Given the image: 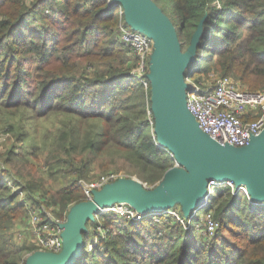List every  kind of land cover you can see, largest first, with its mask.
Returning a JSON list of instances; mask_svg holds the SVG:
<instances>
[{
    "label": "trees",
    "instance_id": "16d2710c",
    "mask_svg": "<svg viewBox=\"0 0 264 264\" xmlns=\"http://www.w3.org/2000/svg\"><path fill=\"white\" fill-rule=\"evenodd\" d=\"M154 1L176 26L182 50L203 18L192 75L215 70L264 87V0ZM119 18L106 0H0V113L55 119L40 144L33 136L29 148L0 154V264H24L37 249L14 237L17 220L35 210L28 203L49 208L38 211L45 218H65L86 199L79 181L94 165L107 170L108 156L151 185L175 163L152 131L150 82L133 72L138 58L118 38ZM28 135L17 139L23 144ZM27 155L64 184L47 187ZM18 160L21 167H8ZM246 199L217 188L208 205L219 221L211 237L169 215L154 221L98 213L86 223L80 264H264V204Z\"/></svg>",
    "mask_w": 264,
    "mask_h": 264
},
{
    "label": "water",
    "instance_id": "95a60500",
    "mask_svg": "<svg viewBox=\"0 0 264 264\" xmlns=\"http://www.w3.org/2000/svg\"><path fill=\"white\" fill-rule=\"evenodd\" d=\"M125 23L152 39L146 77L150 82L153 133L158 145L174 158L161 179L148 186L134 177H118L74 203L63 223L59 252L36 249L24 264H71L82 257L86 223L115 203L127 202L139 212L180 207L190 218L202 208L209 179L230 180L247 190V198L264 203V128L244 146L220 143L203 132L186 106L185 82L196 59L203 18L182 50L176 26L154 0H111Z\"/></svg>",
    "mask_w": 264,
    "mask_h": 264
},
{
    "label": "built area",
    "instance_id": "2783aa9c",
    "mask_svg": "<svg viewBox=\"0 0 264 264\" xmlns=\"http://www.w3.org/2000/svg\"><path fill=\"white\" fill-rule=\"evenodd\" d=\"M110 2L111 0H106L108 6H110ZM116 9L120 15L118 38L122 43L129 46L138 58V64L133 72L136 76L146 74L152 52V39L145 33L128 26L124 21L122 9L120 7ZM206 77H194L188 71L185 77V82L188 84L186 90L187 109L196 119L200 129L214 140L234 146L248 144L251 137L259 134L264 128V89L242 87L230 76L217 74L215 71H209ZM143 83L147 87V82L143 80ZM151 122L153 121L151 120ZM118 177H120L118 173L111 171L90 181L80 180V185L86 198H91L92 190L99 189L105 183ZM220 186L229 187L232 193L240 191L247 197L245 187L236 188L230 180L211 178L206 184V194L202 201L203 212L199 217L197 216L198 210L193 212L192 217H184L183 214H180L179 206L164 212H139L127 202L115 203L103 212L111 211L129 220H140L145 215H150L154 221H159L165 215H169L177 219L184 228L193 224L201 235L211 237L219 226V221L215 218L213 210L208 208V205ZM248 201L253 206L264 204L249 199ZM27 216L30 218L28 226L35 238L37 249L59 252L62 248L60 224L65 221L66 217L45 218L35 210H30ZM197 217L198 220L194 223L192 220ZM98 228L100 232H103L101 226ZM91 245L92 243L89 244V246Z\"/></svg>",
    "mask_w": 264,
    "mask_h": 264
},
{
    "label": "rangeland",
    "instance_id": "374dc122",
    "mask_svg": "<svg viewBox=\"0 0 264 264\" xmlns=\"http://www.w3.org/2000/svg\"><path fill=\"white\" fill-rule=\"evenodd\" d=\"M165 13L168 15L167 12H165ZM198 67H199V64L196 65L194 68L198 69ZM210 71H215V70H210ZM208 72H205V73L202 72L200 75L197 74L196 72H193V76L194 77H199V78L200 77L207 78L206 74ZM215 73L221 74L218 71H215ZM228 76H230L233 80H235L240 86L251 89L249 85L244 83L238 77H236V76H234L232 74H229ZM256 89H264V87H257ZM19 117H20V112L14 114L12 112L3 110L2 113H0V154L4 153L5 151H7L9 149H11L12 147H14L15 151H17V152H19V150L23 149L21 147L25 146V147L29 148L28 145L31 143L30 141L32 140L33 136L35 137V140L37 139L36 140L37 144H40L41 137L45 133V129L44 128L46 126L51 127L50 126L51 123H53L54 120H55L54 117L51 118L50 122L49 121L39 120L37 118L28 119V115L23 114L22 115V119L20 121ZM4 118H6V121H3ZM18 121H19V123H18ZM10 125H14V126H12V130L8 129V127H10ZM36 127H37V130H35ZM25 131L29 135H28V137L26 139L23 140V144H22V141H19L17 139V136L20 133L21 134L25 133ZM35 131H37V133ZM33 132H35V135L33 134ZM21 151H23V150H21ZM28 155H27V158H29L31 160V162L34 164V167H33L32 171H35V169L37 168L36 173L39 174L40 176H43V177L46 178V186L47 187L57 188V187H59V186L64 184L65 180H64L63 177H56V176L54 178L50 177L49 174L47 173L46 169H44V166L41 164V162H39L37 159L33 158L32 155H30L29 157H28ZM110 160H112V162ZM104 162L107 163L106 164V166L108 167L107 170H101L99 167H97V165H94V168H93V170L91 172L90 177L87 178V179H83V180L90 181V180L95 179L96 177H98L101 174H104V173H107V172H111V171L115 172V173H118L121 177H134V178H138L139 179V177H137V175H135V173L133 172V169L128 165V163H126L121 158L116 157V159H115V158H111L110 156H108L105 159ZM21 165H22V161L18 160L15 163L14 167H13L12 164H9L8 167L15 171V169L17 167H21ZM28 167L30 168V166H28ZM7 179H8V186H10L11 189H13V185L14 184H13L12 179L10 177H8ZM143 182L146 185H149V186L151 185V184H148L145 181H143ZM79 185H80V181H79ZM19 198L20 199L24 198V195L23 194L19 195ZM27 206H29V208L35 209L36 212L37 211L40 212L42 210H45V211L49 212V208H47L45 205H42V207H43L42 210H38L40 207L37 206V205H34V204H29L28 203ZM202 212H203V208L199 209L197 211V216L198 217L201 216ZM198 217L196 219H193L192 221L194 223H196V221L198 220ZM29 220H30V218L28 216L27 217L25 216V217L20 218L19 220H17L16 223L18 225L17 226L18 228L15 231L16 233H15L14 237L17 238V239L22 238L24 241L35 243L34 236H32L31 231H28L27 228H26V227L29 228V226H28ZM192 226H194V225L191 224L190 227H188L186 229H189ZM29 230H30V228H29ZM198 234H200V231L198 232ZM80 260H81V258H78L75 261V263H73V264H80V262H81Z\"/></svg>",
    "mask_w": 264,
    "mask_h": 264
}]
</instances>
